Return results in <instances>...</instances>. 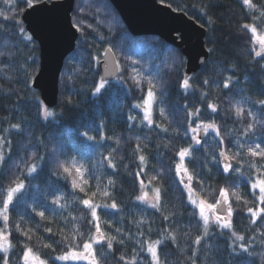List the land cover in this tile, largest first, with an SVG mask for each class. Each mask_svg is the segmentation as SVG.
I'll use <instances>...</instances> for the list:
<instances>
[{
    "label": "trees",
    "instance_id": "obj_1",
    "mask_svg": "<svg viewBox=\"0 0 264 264\" xmlns=\"http://www.w3.org/2000/svg\"><path fill=\"white\" fill-rule=\"evenodd\" d=\"M43 1L53 0H33L32 5ZM158 1L208 30L210 58L203 70L188 79L190 86L183 87L186 59L179 49L156 36L131 35L109 0H76L77 45L61 72L58 104L48 108L52 115L46 116L40 93L33 88L40 67L39 44L22 22L28 6L16 0L9 10L0 0V11L10 17H0V136L11 142L10 149L5 145V161L0 164V206L9 187H15L14 181L24 185L8 209L11 264H24L25 244L46 264H64L56 259L69 251L63 238L75 237L74 243L82 249L95 233L96 223L116 237L111 251L106 241L94 245L100 264H125L121 256L128 261L135 257L136 264H151L147 245L157 239L162 240L158 253L164 264H264V214L253 224L247 211L264 207L251 189L257 179H264V158L248 154L256 144L264 148V105L259 103L264 100V55L255 56L252 34L242 27L255 24L264 35V18L254 21L253 15L259 13L243 0ZM253 3L264 7V0ZM107 48L115 53L121 74L96 93L101 82L99 62ZM149 82L156 94L151 125L140 110ZM237 108L242 109L241 115ZM199 123H214L219 135L213 129L207 142L194 145L191 128ZM249 124L254 125L252 130ZM183 149L189 153L182 160ZM222 151L236 157L226 161L229 172L222 166ZM140 156L145 157L143 163ZM73 162L83 166L87 184ZM32 165L36 171L29 174ZM61 165L69 167L71 175ZM74 179L84 192L73 187ZM141 182L161 188L159 210L138 201ZM184 182L193 194L206 199L215 198L220 189L228 190L231 230L214 226L204 235L199 210L189 200ZM232 192L239 193L241 200ZM84 199L99 205L98 221L82 203ZM113 203L116 208L110 207ZM3 224L0 218V228ZM17 224L22 231L31 230V240L17 231ZM77 230L83 235H77ZM233 231L244 240L237 241ZM170 232L176 236L175 243L164 239ZM197 236L203 237L199 245ZM240 244L249 246V252H243Z\"/></svg>",
    "mask_w": 264,
    "mask_h": 264
},
{
    "label": "water",
    "instance_id": "obj_2",
    "mask_svg": "<svg viewBox=\"0 0 264 264\" xmlns=\"http://www.w3.org/2000/svg\"><path fill=\"white\" fill-rule=\"evenodd\" d=\"M134 37L156 36L179 49L186 59L185 79L203 70L210 58L206 47L208 30L181 11L158 0H109ZM76 0H53L33 4L25 9L22 22L39 44L40 67L33 88L43 104L53 109L59 100L60 76L68 56L75 50L79 32L73 23ZM104 83L120 76L115 53L107 48L99 62ZM226 203L217 210L227 215Z\"/></svg>",
    "mask_w": 264,
    "mask_h": 264
},
{
    "label": "snow or ice",
    "instance_id": "obj_3",
    "mask_svg": "<svg viewBox=\"0 0 264 264\" xmlns=\"http://www.w3.org/2000/svg\"><path fill=\"white\" fill-rule=\"evenodd\" d=\"M4 3L6 5H8L9 10H11V8L15 6L16 0H4ZM22 3L25 6L30 7V6H32L33 0H22ZM243 4L245 6H247L249 9H254L255 12L259 13V16L255 15V14L253 15L254 21L258 20L260 18H264V7L254 4L253 0H243ZM0 17H3L4 20L10 19V17L6 16L5 13L2 11H0ZM14 23H18V22L14 21ZM5 27H7V25H5ZM242 27L244 29L249 30L252 34L254 42L259 44V50L253 49L255 56L261 57L262 55H264V35H261L258 33V29L255 26V24H244V25H242ZM19 31L21 33H23L22 28H20ZM149 83H150V87H149L148 92H147V98L144 101V104H145L144 119L148 121L149 125H151L152 119H151V114H150V107H151L152 102H154V100H155L156 94L152 90L153 86L151 85V82H149ZM189 86L190 85H189L188 80H185L183 82V87L188 88ZM228 86L229 85L227 83L224 84L225 88H227ZM103 87H104V81L102 79L99 86L96 87L95 92L99 93ZM259 103L261 105H264V100L259 101ZM209 107L212 108V111H214V112L216 111L215 106L209 105ZM198 113H199V110L197 109L196 114H198ZM241 113H242V109L237 108V115H241ZM48 115H52V114L49 112H46V116H48ZM161 115H163V109H161ZM190 115H191V113H190ZM249 115H250V113H249ZM11 127L16 128V129L19 128L18 125H12ZM247 127H248V130H252L254 128V125L249 124ZM204 128H205V131H207L208 128H212V129L216 130L217 135H219V131H218V129H216V125L214 123H209L207 125H204ZM192 130H193V132L197 131L196 128H193ZM193 138L195 139V137H193ZM88 139L92 140L93 137L89 136ZM222 142L223 141H221V143ZM196 143L199 144L200 140L197 139ZM5 145H7V147L10 149L11 142L6 140L5 137L0 136V164H3L5 161V152H4ZM188 153H189V149H183L179 152V156L183 160V158L186 155H188ZM248 154L251 155L252 157L264 158V148H261V145L256 144L254 147H250L248 149ZM236 155H239V154H236ZM220 156L223 157L225 161H228L229 159H235L236 158L235 156L229 157L223 151L220 153ZM139 159L143 163L145 160V157L140 156ZM109 163H110V166L114 167V165H111V161ZM250 166L256 167L255 164H252ZM61 167H63L64 172L71 175V170L69 167H65L63 165H61ZM72 167L75 168L76 173L79 176L80 180L83 182V184H87L88 181L86 179H84V177H83V172H82L83 166L81 165V166L77 167L75 165V162H73ZM179 168H180V165H177V169H179ZM261 168H264V165H262ZM230 170H232L231 165L229 163H225L224 164V171L229 172ZM35 171H36V167H35V165H32L29 168V174L34 173ZM257 171L260 172V168H257ZM152 179L155 180L156 177H153ZM192 179H193V177L191 175H189L188 180L191 181ZM14 183H15V187H9L8 192H7V196L3 202V205L0 206V218H2V220L4 222L3 228H0V264H11L9 253H10V250L12 249L13 245L9 239L10 233L8 232V220H9L8 209H9V205L13 201L14 194L20 192L24 187L22 182L14 181ZM109 183H111V181H109ZM141 183L143 186V182H141ZM72 184H73L74 188L79 187L81 192L85 191V189L83 187H80V184H78L75 179L72 181ZM251 187L253 190H255L257 188L259 189V196L257 197V199H258L260 205H264V179H258L257 181L252 183ZM152 192H153V197H152L153 202L151 203V207L157 208L159 210V204H160V200H161V188L160 187H154L152 189ZM188 192H189V200L191 201V203H193L194 205H196L199 208V215L203 221L204 235L205 236L208 234V228H209V222H210L209 213H211V216L215 218V222L218 225H221V222H223V224H222L223 227H230V221L228 218L231 217L233 214V210H232L231 205L229 204L228 208L226 209V212H227L226 217L218 214V212H217V206L218 205L228 203V201H229L228 190H226V189H220L219 190L220 199H218L215 202V204L207 203L206 200H204V199H200L199 201H197L196 199H193V190L190 187L188 188ZM102 194L105 196L109 195V193L107 191H104ZM95 195H96V193L93 192L92 196H95ZM231 196L234 197L237 201L241 200V196L237 192H232ZM137 199L138 200H147L148 199L147 193H144L143 195L138 196ZM53 203H59V200H55V201H53ZM82 203L90 209L91 216L94 218V220L98 221L99 218L97 216L96 208L99 207V205L91 204L89 199L82 200ZM105 207H108V205H105ZM110 207L116 208L117 205L115 203H113L110 205ZM247 211L251 214V217L253 218L252 223L255 224L256 218H258L261 214H264V207L257 206V208L255 210L253 208H248ZM38 215L43 217L44 213L40 212V213H38ZM167 218L168 217L165 216V219H167ZM94 227H95V233L90 234L88 239L84 241L82 249H80L79 245L74 243L75 237H72L71 239L69 237H64L63 238L64 241L67 242L69 245V251L66 252L64 255L57 256L56 259L57 260L84 259V260L88 261V264H100V257H98L96 255L97 250L94 248V245L101 244L102 242L106 241L107 249L109 251H111L113 249V241L116 239V237L109 236L108 234L104 233L101 230L99 223H96L94 225ZM16 228H17V231H20L21 235L26 236L28 240L32 239V235L29 234L31 232V230H28L27 232L22 231L20 229L19 224L16 225ZM150 230L151 229H149V231ZM46 231L51 233V229H46ZM116 231L119 232V229H117ZM77 235L82 236L83 234L80 233L79 230H77ZM232 235L235 237V239L237 241H243L244 240V237L242 235H238L234 231H233ZM202 238H203L202 236H197V238L195 240V244L199 245ZM164 239H171L173 241V243H175L176 236H175V234L170 232V233H168L167 236L164 237ZM252 239H255V238L252 237ZM119 242L123 243V241H119ZM161 244H162L161 239H157L155 241L148 243L147 252L151 256V264H164V261H162L160 255L158 253V248ZM43 247L48 248V247H51V245L44 244ZM239 247L242 249L243 252H245V253L249 252V246H247L245 244H240ZM21 258L24 261V264H46L45 260L41 259L40 255L37 252H35L32 247L28 246L27 244H25L23 255ZM120 259L122 261H125V264H136L135 257H133V259L131 261L126 260L124 256H121ZM193 264H194V262H193Z\"/></svg>",
    "mask_w": 264,
    "mask_h": 264
},
{
    "label": "rangeland",
    "instance_id": "obj_4",
    "mask_svg": "<svg viewBox=\"0 0 264 264\" xmlns=\"http://www.w3.org/2000/svg\"><path fill=\"white\" fill-rule=\"evenodd\" d=\"M256 48H257V50H259V44H258V43H256ZM153 103H154V102H152L151 107H150V114H151V116H152V105H153ZM44 107H45V106H44ZM140 110H142V113L144 114V110H145V104H144V103L142 104ZM210 110L212 111V108H210ZM44 111H45L44 113H45V115H46V112H48V108L45 107V108H44ZM212 112H213V111H212ZM204 125H207V124H201V123H199L196 127H194V128L197 129L196 132H193V130H192L193 128H191L192 135H193V137H195V139L193 138V140H194V145H198V144L196 143V140H197V139H199V140L201 141L203 138H207V137L209 136L210 132H211V133L214 132V130H213L212 128H208L207 131H205ZM82 172L85 173L86 171L82 169ZM257 180H258V179H257ZM257 180H256V181H257ZM185 181H186V180H185ZM184 183H185V182H184ZM185 184H186V183H185ZM189 187H190V184H186V188H187V190H188ZM152 189H153V188H152L148 183H144V182H143V186H142V183H141L139 196L143 195L144 193H147V197H148V199H147V200H138V201L141 202V203H145V204H149V205H151V203L153 202V201H152V197H153ZM251 189H252V187H251ZM252 191L257 192V193L259 194V189H258V188L255 189V190L252 189ZM188 193H189V192H188ZM218 198H219V194H218L215 198L212 197V198H210V199L201 198V197H199L198 195L196 196L195 194H193V199H196L197 201H199L200 199H204V200H206L207 203H212V204H215V202L218 200ZM192 204H193V203H192ZM229 204H230L231 207H232V202H231V200H230V197H229ZM193 205H194V204H193ZM194 206L197 207L196 205H194ZM217 207H218V206H217ZM197 209L199 210L198 207H197ZM217 210H218V208H217ZM209 216H210L209 227H214V226H216V227H218V229H220V230H226V231L231 230V220H229V221H230V227H223V226H222L223 222H221V225H218V224L215 222V218L211 216V213H209ZM225 216H226V215H225ZM60 262H62V263H64V264H77V263H80V262H86V263H88V261H87V260H84V259H78V260H77V259H68V260H60Z\"/></svg>",
    "mask_w": 264,
    "mask_h": 264
},
{
    "label": "flooded vegetation",
    "instance_id": "obj_5",
    "mask_svg": "<svg viewBox=\"0 0 264 264\" xmlns=\"http://www.w3.org/2000/svg\"><path fill=\"white\" fill-rule=\"evenodd\" d=\"M207 141H208V137H207V138H203V139L200 141V143H199L198 145L200 146V145L204 144V142H207ZM215 162H216V163H219V162H220V161H219V158H216ZM222 163H223L222 166H223V168H224V164H225V163H228V162H226V161H222ZM218 199H220V197H219ZM226 205H227V208H228V206H229V201H228V203H226ZM219 206H220V205H218L217 208H219ZM226 216H227V215H226ZM226 216H225V217H226ZM228 219H229V220H232V216L229 217Z\"/></svg>",
    "mask_w": 264,
    "mask_h": 264
}]
</instances>
